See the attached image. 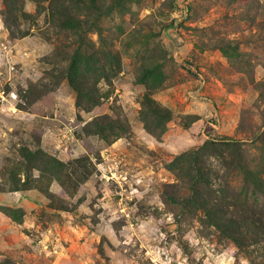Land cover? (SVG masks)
<instances>
[{
  "label": "rangeland",
  "instance_id": "1",
  "mask_svg": "<svg viewBox=\"0 0 264 264\" xmlns=\"http://www.w3.org/2000/svg\"><path fill=\"white\" fill-rule=\"evenodd\" d=\"M19 3L8 26L0 0V261L264 264V0H98L83 40ZM76 47L105 62L78 67L83 99Z\"/></svg>",
  "mask_w": 264,
  "mask_h": 264
},
{
  "label": "trees",
  "instance_id": "2",
  "mask_svg": "<svg viewBox=\"0 0 264 264\" xmlns=\"http://www.w3.org/2000/svg\"><path fill=\"white\" fill-rule=\"evenodd\" d=\"M37 4V7H42L43 9H47L50 13V19L54 20L55 23L59 25L60 28L71 29L73 33H76L81 36L83 40V33L91 30L92 28H86L82 24V19L80 14H84L85 10H88V6L91 7V11H96L97 15L93 16V20L96 19L99 15H102V12L99 10L98 0H75V7L74 9L69 8V1L74 2V0H47V5L42 3L46 0H34ZM5 5L3 10V14L5 16V23L9 26L10 21L8 20V16H12L14 20L16 19V11L20 8L21 14L24 16H29L23 8H21L20 3L15 5L14 3L16 0H2ZM15 5V7H14ZM20 5V7H19ZM90 11V10H89ZM78 14V16H76ZM95 22H93L94 24ZM83 42V41H81ZM102 61V62H101ZM99 62H101L99 64ZM78 67H82V69L94 75L97 74L101 69L105 68V62L103 59H100L98 53L91 52L86 53L85 51H81L80 48L76 47L73 53L70 55L69 64L67 66V75L69 78L70 83L75 87L78 96L80 99H83V96H86L90 91L92 84L91 76L83 77L77 76L79 73ZM212 144H216V141H210ZM201 156L200 154H196L192 156L191 159L187 160L186 162H181L179 166L181 168L187 167L190 170H200L201 166L199 164L198 157ZM237 162H240L238 160ZM244 167V166H242ZM196 177H194L192 189L195 187V183L197 181ZM0 264H20L11 261L10 259H5L0 261Z\"/></svg>",
  "mask_w": 264,
  "mask_h": 264
}]
</instances>
